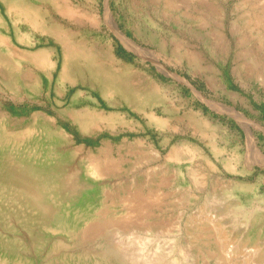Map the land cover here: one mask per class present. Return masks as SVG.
Returning <instances> with one entry per match:
<instances>
[{
  "label": "rangeland",
  "instance_id": "rangeland-1",
  "mask_svg": "<svg viewBox=\"0 0 264 264\" xmlns=\"http://www.w3.org/2000/svg\"><path fill=\"white\" fill-rule=\"evenodd\" d=\"M30 1L0 66V264H120L117 244L162 264L264 255V201L233 188L264 193L263 0ZM205 216L227 236L198 241Z\"/></svg>",
  "mask_w": 264,
  "mask_h": 264
},
{
  "label": "bare ground",
  "instance_id": "bare-ground-1",
  "mask_svg": "<svg viewBox=\"0 0 264 264\" xmlns=\"http://www.w3.org/2000/svg\"><path fill=\"white\" fill-rule=\"evenodd\" d=\"M169 1V0H168ZM167 1V2H168ZM170 2V1H169ZM168 2V3H169ZM263 3L261 4V8H259V12H256L255 14L257 15L258 13H260L259 15H257L259 18H256V15H255V18L258 19L256 22L254 21V18L252 19H249L248 20V23L251 24L253 23H257L256 25L260 26L259 27V30L256 32L258 34V37H260V40L262 41L263 45H264V0L262 1ZM202 3V2H201ZM171 4V3H170ZM0 5H2L5 9V13H3L2 9H1V6H0V24L2 25L3 29L2 31H0V66L2 65V62L1 60L5 59V57L7 58H10L11 56V59H13V62L15 60H17L18 56L20 55L19 53H17L16 51H14L11 47L9 48L8 47V42H10V39H9V36L6 35V33L8 32V30L10 29L8 23H7V18L8 19H13V20H16V21H22V20H25V21H28L30 24H36V21L35 19H37L38 15L40 14V10L38 7H35V5L33 3H31L30 0H0ZM209 5V4H208ZM63 8V7H62ZM41 15V14H40ZM191 15V14H190ZM37 17V18H35ZM246 20V19H245ZM40 21V20H39ZM247 22V21H246ZM38 23V22H37ZM255 25V24H254ZM253 27V26H252ZM235 29V28H234ZM248 29V28H247ZM248 32V31H247ZM250 32V31H249ZM252 32V31H251ZM251 32L247 35H245V38L247 36H251L252 37V34ZM219 35V33H218ZM256 35V34H255ZM244 36V35H243ZM223 37V36H222ZM250 37V38H251ZM243 38V37H242ZM246 42V41H245ZM239 43V42H238ZM227 44V43H226ZM263 48V47H262ZM257 50V49H256ZM47 53V52H46ZM38 54V53H37ZM259 56V55H258ZM21 57V55H20ZM6 60V61H7ZM42 60L44 63H48L50 62L49 60V57H47V54L44 56L42 55ZM262 61V60H261ZM9 63V60L7 61ZM260 63V62H259ZM51 64V63H50ZM44 65V64H43ZM52 65V64H51ZM252 69V68H251ZM248 70V69H247ZM247 74V73H246ZM263 76V75H261ZM0 77L3 78V80L5 79L3 73H0ZM14 80V77L12 74H9V77H6L5 81L8 82V84H10L9 82H13ZM29 84V83H27ZM111 89V88H110ZM114 91V90H113ZM252 145V148L257 151L258 148H257V145L256 143H251ZM236 156V155H235ZM236 158V157H235ZM239 160L238 158L235 160L237 161ZM230 161V160H229ZM234 161V160H233ZM92 165L93 167H91L89 169V174H91L92 176H99L102 172V168H101V164L98 162L97 158H94L92 159ZM105 163V162H104ZM109 163V162H108ZM233 163V162H232ZM112 164V162H111ZM103 166V165H102ZM105 168V166H104ZM104 171V169H103ZM105 173V172H104ZM105 175V174H104ZM161 183L163 182L162 179H160ZM165 184V183H164ZM235 192H247V191H252L253 192V197L259 202L261 201H264V193H261L259 191L256 190V188L254 187L253 184H250L248 182H244V181H235L234 183V186H233ZM232 194V193H231ZM140 195V193H139ZM228 195V194H227ZM142 196V195H140ZM153 196V195H152ZM229 196V195H228ZM134 198V196H133ZM136 198H139L138 196H136ZM143 198V197H142ZM146 199V197H144ZM142 199V200H137L138 201V204H136V207L137 205L139 206V203H143L144 202V205L147 204V202L149 201H144L145 199ZM151 198V197H150ZM141 199V198H139ZM134 200V199H133ZM155 200V199H154ZM136 201V200H135ZM143 201V202H142ZM146 203V204H145ZM153 202H151V205H152ZM141 205L140 204V208H141ZM143 205V206H144ZM148 207V206H146ZM145 207V209H146ZM139 208V207H138ZM138 208H136L135 210H137ZM139 208L138 211H141ZM143 208V207H142ZM144 209V210H145ZM149 209V208H148ZM147 211V210H146ZM137 212V211H136ZM143 212V210L141 211ZM151 213V211H148ZM146 213V212H145ZM112 214V213H111ZM142 214V213H141ZM140 215V214H139ZM252 213L251 212H248V211H245L244 213V216H245V219L246 221H248L251 217ZM130 217H133V216H130ZM139 217V216H138ZM137 217V218H138ZM143 217V216H141ZM135 218V219H137ZM140 218V217H139ZM121 219V218H120ZM134 218L130 219L128 218L127 220H121L120 223L122 224L123 227H126V226H129L131 225L132 223H136L137 224V220H133ZM189 219V218H188ZM99 220V219H98ZM95 221L93 224H91L90 226H88V228L86 229V231L83 233L84 236L86 237H93V236H98V235H101L103 234L104 232L102 231V227H101V223L103 221V218L99 221ZM119 220V219H117ZM158 220V219H157ZM155 221L152 225L155 226V227H158V228H162L164 227L162 225V223L160 221ZM91 221V220H90ZM139 222V220H138ZM141 222H142V219H141ZM189 222H191L193 225H194V228L196 229V236L200 239L198 241H201L202 243H208V239L211 237L212 235V231H216V237H223L225 238V232L222 233L220 231V233H217V229L219 228L220 225H218V223H216L215 219L214 218H211V217H207L205 216L204 218L202 217H199L198 219L197 218H194L191 220H189ZM147 223V222H146ZM164 223V222H163ZM116 224V223H115ZM147 225V224H146ZM122 226H120L122 228ZM148 226V225H147ZM108 227V226H107ZM132 227V226H131ZM140 227V226H139ZM152 227V226H151ZM127 228V227H126ZM247 228V227H246ZM125 229V228H123ZM157 229V228H156ZM194 229V230H195ZM126 230V229H125ZM129 231V230H128ZM131 231V230H130ZM135 232V231H134ZM187 232V231H186ZM132 233V232H131ZM193 233V232H192ZM139 235V234H138ZM95 238V237H94ZM219 239V238H218ZM217 239V240H218ZM227 241V240H226ZM225 241V245L222 246V249L221 251L222 252H228V250H226V243ZM144 244V243H143ZM177 240H174V243L171 247V251L174 250L175 247H177ZM219 244V243H218ZM223 244V243H222ZM182 245V243H181ZM229 245V244H228ZM180 246V245H179ZM183 246V245H182ZM112 247V246H111ZM141 247V246H140ZM143 247V245H142ZM199 247V246H198ZM226 247V248H225ZM112 250L118 255L119 257V262L120 264H162V262L165 260L167 254L164 253V252H160V254L157 256L156 260L155 261H151L148 259V257H146L144 254H142V252H130L129 250H126L125 247L121 244H117V245H114ZM167 250V249H166ZM169 250V251H170ZM138 251V250H137ZM178 251V250H177ZM180 251H181V256H183V258L185 259V261H188L189 258H190V254H187L185 251H183V247H180ZM230 252V251H229ZM238 252V251H237ZM147 253V252H146ZM170 254V253H169ZM232 254V252L230 253ZM230 254H226L227 256H229ZM235 254V251L233 252V255ZM149 255V254H148ZM236 255V254H235ZM227 262L226 263H218V264H264V255H257L255 249L253 250L252 248V253H248V256H246L244 258V260L241 262V263H238L237 261H235L234 259H231L230 257H227ZM173 259V258H171ZM237 259V258H236ZM170 260V259H169ZM174 263L177 262V259L176 257H174ZM181 261V260H180ZM226 261V260H225ZM170 262V261H169ZM220 262V261H219ZM164 263V262H163ZM168 263V262H167Z\"/></svg>",
  "mask_w": 264,
  "mask_h": 264
}]
</instances>
